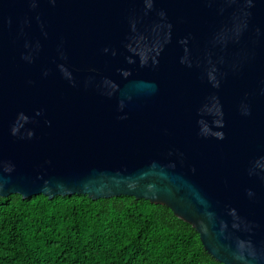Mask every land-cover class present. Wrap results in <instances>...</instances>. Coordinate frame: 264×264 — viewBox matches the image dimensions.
I'll use <instances>...</instances> for the list:
<instances>
[{
  "label": "water",
  "instance_id": "95a60500",
  "mask_svg": "<svg viewBox=\"0 0 264 264\" xmlns=\"http://www.w3.org/2000/svg\"><path fill=\"white\" fill-rule=\"evenodd\" d=\"M165 206L264 264V0H0V198Z\"/></svg>",
  "mask_w": 264,
  "mask_h": 264
},
{
  "label": "trees",
  "instance_id": "16d2710c",
  "mask_svg": "<svg viewBox=\"0 0 264 264\" xmlns=\"http://www.w3.org/2000/svg\"><path fill=\"white\" fill-rule=\"evenodd\" d=\"M0 264H221L165 206L133 197L0 198Z\"/></svg>",
  "mask_w": 264,
  "mask_h": 264
}]
</instances>
